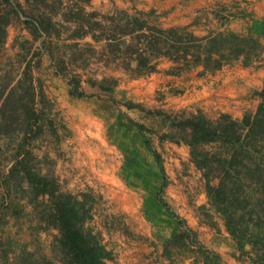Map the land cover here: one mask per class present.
Returning a JSON list of instances; mask_svg holds the SVG:
<instances>
[{"label":"trees","instance_id":"obj_1","mask_svg":"<svg viewBox=\"0 0 264 264\" xmlns=\"http://www.w3.org/2000/svg\"><path fill=\"white\" fill-rule=\"evenodd\" d=\"M90 6L91 0H0V155L12 147L6 162L0 159V218L14 200H23L15 217L35 221L37 234L56 231L49 253L35 236L30 243H18L11 256L4 253L1 264H110L114 260L89 225L99 196L91 191H64L53 173L54 160L43 150L45 137L58 144L70 134L42 80L34 76L44 56L49 67L66 78L71 98L95 99L123 115L124 120L117 118L116 123L125 121L122 128L111 125L113 137L128 149L120 177L147 188L149 198L172 224L162 243V256L170 264H185L187 259L190 264L223 263L217 252L198 241L195 231L165 198L170 180L161 152L164 143L186 148L189 161L201 174L205 205L196 207L199 223L220 235L216 218L220 219L233 243L232 258L239 264H264V73L261 88L253 92L259 99L254 112H244L240 118L221 113L212 119L200 110L187 113L145 107L119 88L114 77L86 79V85L95 90L86 92L75 72L85 69L91 59L104 57L129 80L157 72L161 59L172 63L165 71L170 76L197 68L199 76L235 65L258 69L264 67L260 41L264 29L259 35L250 29L201 35L190 25L162 27L152 8L114 9L104 15ZM225 10L221 5L212 15L225 23L230 15H223ZM10 26L28 36L17 34L10 45L14 54L7 56L3 52ZM101 41L99 51L94 43ZM167 92L174 96L183 90L169 87ZM126 129L129 140L124 138ZM147 168L155 170L150 171L151 179Z\"/></svg>","mask_w":264,"mask_h":264},{"label":"rangeland","instance_id":"obj_2","mask_svg":"<svg viewBox=\"0 0 264 264\" xmlns=\"http://www.w3.org/2000/svg\"><path fill=\"white\" fill-rule=\"evenodd\" d=\"M138 3L139 0H136L135 4L131 0H121V2L115 5L114 0H110L108 3L91 0L90 9L104 15H110L111 11L114 9L128 12L130 8L133 10V7L143 9L138 7ZM158 23L162 27H167L162 25L163 23L160 22L159 17ZM17 34L28 36L24 31L18 29V27L10 26L8 28V37L3 52L5 55L12 56L14 54V50L10 48V45L12 39ZM86 41L92 42L89 38H87ZM94 46L97 50L101 51L103 41L96 44L94 43ZM107 60L106 57H104L102 61L91 59L89 65L85 69L75 71L76 74L80 75L86 92L95 91L86 85V79L91 78L99 80L103 77H114L118 80L119 88L127 90L128 95L134 101L148 108H162L169 112L185 111L187 113H194L200 110L207 117L212 119L216 118L221 113H227L223 112L218 107L205 108L204 106L194 105V101H190L188 98L190 92L184 94V89L179 85L173 86V83L170 85L169 83L165 84L167 85L165 89L160 86L152 88V85L148 87L147 84L143 82H135L129 85V81L132 80H129V77H127L124 71L115 63L108 62ZM161 60L159 64L163 63ZM41 64L40 69L34 71V76L42 80L45 93L55 102V110L59 114L58 117L64 121L66 128L70 132L69 135H64V138L58 144L55 143L53 138L45 137L44 139L42 145L44 146L43 150L54 160L52 167L54 176L57 178L64 191L73 194L91 191L95 196H99V200L93 209V218L89 225L100 235L101 242L105 247L109 245V240L106 238V235L110 231L118 230L119 234H122L128 239L131 234L127 228L126 213L122 211L121 206L126 198L124 195L129 193L128 189H132L136 186H134L133 182L129 181V184L120 177L122 163L127 156L126 152H128V149H124L121 142H119L116 137H113L115 132L113 131L114 128H111L113 124L119 126L117 127L119 129L122 128L120 126H124L126 124L125 121L124 123H116L118 121L117 118H122L124 120V117L118 111L110 108L106 103L99 102L95 99L77 100L71 98L68 95L66 78L56 74L49 67L48 59L45 56ZM135 80L137 81L138 79H134V81ZM156 80V83L159 84L157 78ZM169 87L174 90L182 89L183 93L174 96L170 95L167 92ZM191 95L193 97V94ZM172 96L176 97V99L173 98V100H170ZM128 114L133 116L132 113ZM159 129L160 127L157 126L156 130ZM126 131L124 138L129 140V129H126ZM11 148L1 153L0 159L2 162H6V158L12 152ZM161 152L165 160V168L168 177L171 176L179 185L182 183V197L185 198L186 203L192 207L200 201H204L205 205L201 174L197 176V172L199 171L189 161L186 148L171 143H164ZM43 166L45 167L47 164H43ZM7 169L8 167H6L4 171L6 172ZM150 171L154 172L155 170L154 168H147L148 176H150L151 179L152 175ZM127 180H129V178ZM169 180L172 182L171 179ZM173 186H176V183ZM173 186L170 187V189L173 188ZM165 198L183 218L181 206L169 195V193H167V191L165 192ZM145 202L146 204H151L149 200ZM1 203L0 201V206ZM15 203L18 204L17 207L14 205ZM14 204L6 210L5 217L3 219L0 218V257L3 256L4 253H8L9 256H11L12 250H15L18 243H30L35 236L38 237L41 249L45 253H49V244L52 239V234H55L56 231L51 229L50 231H41L37 234L33 227L35 221H29L25 217H15L17 215L16 212H18L21 205H23V200L16 199V202L14 200ZM25 209L28 211L30 207H26ZM195 214L199 220L200 217L196 209ZM216 221L218 224H222L220 219L216 218ZM217 237L223 240L222 248L225 249L228 247L226 253L230 255L233 249L232 241L228 237H225L230 240L231 246H229L227 240L222 238L221 234ZM123 243L129 246V241L123 240ZM114 254L113 256L116 258L117 254ZM167 263L170 264L169 261ZM188 264H190V261Z\"/></svg>","mask_w":264,"mask_h":264},{"label":"crops","instance_id":"obj_3","mask_svg":"<svg viewBox=\"0 0 264 264\" xmlns=\"http://www.w3.org/2000/svg\"><path fill=\"white\" fill-rule=\"evenodd\" d=\"M98 1L108 3L110 0ZM118 2L121 0H114L115 5ZM138 4L139 8L154 9L163 26L190 25L196 33L201 35H205L209 31L232 30L238 32L245 29H250L254 35H259L258 33L264 29L262 26L264 0H139ZM221 5L227 7V10L222 14H230L225 23L219 22L212 15V11ZM233 5H237V7H233ZM131 10L130 8L129 12ZM260 41L264 43L263 38ZM161 61L163 63L159 64L157 72L137 81H129V85L143 82L148 87L152 85V88L160 86L165 89L167 86L165 84L173 83V86H181L185 91L184 94L190 92L188 98L190 101H194V105L205 108L218 107L235 118H240L246 111H255L259 99L253 92L262 86L264 67L249 69L235 65L230 68L224 67L216 73L206 76H199L200 68H197L176 77L165 73L172 63L166 59ZM156 78L159 84L156 83ZM173 98L176 99L172 96L170 100ZM197 176H200L199 172H197ZM169 179L172 182L169 183L166 191L181 206L183 219L195 231L198 241L217 252L223 264H239L226 253L228 247L222 248L223 240L217 237L220 235H215L208 227L199 223L195 209L196 206L204 204V201L191 207L182 197V183L179 185L171 176ZM173 183H176V186H173ZM128 190L129 193L124 195L126 198L121 209L126 213L127 228L131 236L127 239L119 234L118 230L110 231L106 235L109 240V245L106 248L111 249L113 254L115 253L114 255L117 254L110 264H168V260L162 256V243L169 237L172 224L165 218L159 205L149 198L150 194L147 188L139 185ZM147 200L151 204H146ZM219 227L222 238L227 237L221 223H219ZM123 240L129 241V246L125 245ZM225 240L231 246L230 240L228 238ZM189 261L187 259L185 264H188Z\"/></svg>","mask_w":264,"mask_h":264},{"label":"water","instance_id":"obj_4","mask_svg":"<svg viewBox=\"0 0 264 264\" xmlns=\"http://www.w3.org/2000/svg\"><path fill=\"white\" fill-rule=\"evenodd\" d=\"M246 248H248V246H246Z\"/></svg>","mask_w":264,"mask_h":264}]
</instances>
